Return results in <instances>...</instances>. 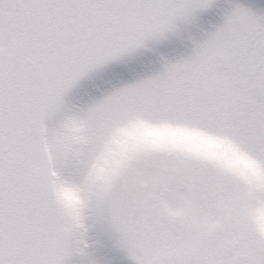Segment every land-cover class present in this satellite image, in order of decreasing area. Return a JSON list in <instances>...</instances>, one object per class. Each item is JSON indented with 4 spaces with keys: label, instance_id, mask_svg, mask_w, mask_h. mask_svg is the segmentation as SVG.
<instances>
[{
    "label": "snow or ice",
    "instance_id": "6c2138e0",
    "mask_svg": "<svg viewBox=\"0 0 264 264\" xmlns=\"http://www.w3.org/2000/svg\"><path fill=\"white\" fill-rule=\"evenodd\" d=\"M0 264H264V0H0Z\"/></svg>",
    "mask_w": 264,
    "mask_h": 264
}]
</instances>
